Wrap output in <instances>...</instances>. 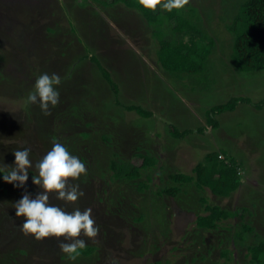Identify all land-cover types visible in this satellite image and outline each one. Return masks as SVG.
Masks as SVG:
<instances>
[{
	"label": "rangeland",
	"instance_id": "rangeland-1",
	"mask_svg": "<svg viewBox=\"0 0 264 264\" xmlns=\"http://www.w3.org/2000/svg\"><path fill=\"white\" fill-rule=\"evenodd\" d=\"M234 2L188 0L203 13V24L215 43L208 61L213 75L208 77L217 81L211 89H193L199 76L189 75L182 82L169 78L156 64L151 27L121 3L0 0V167L12 165L13 152L21 147L31 148L33 165L23 188L0 179V255L10 252L22 264H209L228 248L233 264H249L246 245L264 237V108L242 104L220 115L219 129L196 131L205 124L206 104L223 102L235 92H245L254 100L264 97V70L243 74L223 65L232 52V35L220 15L231 13ZM71 26L77 31L72 33ZM87 51L110 71L122 101L140 104L153 116L113 106L114 95L95 64L88 58L75 62ZM42 73L62 78L58 111L51 108L43 121L35 115L39 106L25 101ZM171 122L193 132L176 139L168 132ZM82 132L89 135L82 137ZM101 134H108V140ZM73 138L77 150L67 143ZM54 141L83 156L87 174L74 181L83 196L75 202L52 198L49 203L66 212L91 208L100 229L88 241L96 246L95 252L75 261L63 257L56 238L23 235L19 226L24 218L15 216L14 205L22 195H37L34 166ZM222 145L243 161V183L229 197L219 198L208 188L202 194L209 202L239 213L247 208L244 220H252L259 235L248 233L236 245L232 237L240 229V216L226 220L230 230L206 231L195 226L201 193L194 187L187 186L179 197L156 194L171 184L170 172L191 173L207 151ZM137 148L158 159L148 172L150 186L141 193L133 182L110 179L108 169L113 152L139 163L140 158L133 156Z\"/></svg>",
	"mask_w": 264,
	"mask_h": 264
},
{
	"label": "trees",
	"instance_id": "trees-1",
	"mask_svg": "<svg viewBox=\"0 0 264 264\" xmlns=\"http://www.w3.org/2000/svg\"><path fill=\"white\" fill-rule=\"evenodd\" d=\"M97 1L104 5L121 3L135 10L144 19L151 27V36L155 40L156 64L169 78L182 82L189 75L199 76L198 80L192 78L194 83H196L195 85L198 86H194L193 89H211V84L217 81L215 79L210 80L208 77V74L213 75L209 72L208 61L215 43L214 36L210 34L203 24L204 17L199 7L186 4L180 11L167 12L159 9L157 11L138 12L137 0ZM232 9L231 13L225 12V14L220 15V20L223 21L225 30L232 35V52L228 60L224 61V67L226 69L231 68L232 72L243 74L264 70V0H235ZM210 14L207 10V17ZM74 30L76 32L77 28L71 26L70 31L73 33ZM87 58L95 64L96 71L101 73L103 80L111 89L114 95L113 106H118L125 111H134L142 117L153 116L151 110L142 107L140 104L126 103L119 98V85L113 79L110 71L101 64L95 55L87 51L84 55L78 56L75 62H80ZM242 104L262 109L264 108V97L254 100L245 92H235L223 102L206 104V109L203 111L205 124H199L196 131L203 133L207 127L212 130L219 129L222 125L220 115L228 111L234 112ZM54 108L58 111V106ZM36 113L35 115H38L43 121L44 114L42 111L37 108ZM27 117L30 119V115ZM41 120H38V122H42ZM168 128L169 134L176 139L184 138L193 132L190 127L179 129L172 122L168 124ZM88 135V132L80 133L82 137ZM101 137L108 140L109 135L101 134ZM75 141L73 138L67 143L74 150H77L75 149ZM73 153L77 154L76 151H73ZM112 155L113 157L108 163L110 179L133 182L138 192H145L149 188L151 180L148 172L157 165V157L147 152H142L139 148L133 153V156L140 158L141 161L139 163H134L132 159L119 156L118 152H113ZM80 158L85 161L83 156ZM242 169H244L243 161L237 158L229 148L222 145L218 149L207 151L203 158L193 167L191 173L170 172L168 178L171 180V184L161 187L156 191V194L179 197L182 192H186L187 186L194 187L197 192L201 193L198 197L201 211L199 210L196 213V228L206 231L230 230L231 224H225L226 220L234 216H240L242 219L240 229L233 235L232 241L235 245L238 242L241 244L247 238L248 233H253L255 237L259 235V232L255 231L253 221L244 220L243 212L247 211V208L242 207V212L239 213L236 209H229L218 203L209 202L208 197L203 195L202 192L208 188L213 195L219 198L229 197L243 183ZM142 217L143 215L141 214L138 218L141 219ZM246 249L245 256L249 257V264H264V237L258 238L254 243L247 244ZM95 250V245L87 244L76 260L90 256ZM21 251L23 254L26 253L25 250ZM220 255V259H216L209 264H233L232 251L230 249L222 248ZM16 263L22 264L10 252L0 255V264Z\"/></svg>",
	"mask_w": 264,
	"mask_h": 264
},
{
	"label": "clouds",
	"instance_id": "clouds-1",
	"mask_svg": "<svg viewBox=\"0 0 264 264\" xmlns=\"http://www.w3.org/2000/svg\"><path fill=\"white\" fill-rule=\"evenodd\" d=\"M188 0H137L138 12L180 11ZM62 78L59 74L42 73L37 76L32 90L25 98L27 104H37L44 115L60 102L59 85ZM30 147H21L13 152L12 165L0 167V179L13 187L23 188L29 178V168L33 167L29 159ZM36 175H32V183L39 191L33 198L25 193L15 203V216L23 217L20 231L23 235H31L36 240L54 237L58 240L60 252L67 261H75L89 240L99 234L91 215V208L74 209L66 212L58 205L49 203L55 198L65 202H75L84 193L78 183H74L87 174L86 162L69 152L67 147L58 141L35 164Z\"/></svg>",
	"mask_w": 264,
	"mask_h": 264
}]
</instances>
